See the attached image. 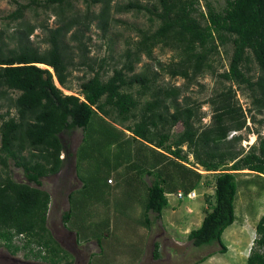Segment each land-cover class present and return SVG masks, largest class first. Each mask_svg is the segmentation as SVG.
I'll list each match as a JSON object with an SVG mask.
<instances>
[{
  "label": "trees",
  "instance_id": "obj_1",
  "mask_svg": "<svg viewBox=\"0 0 264 264\" xmlns=\"http://www.w3.org/2000/svg\"><path fill=\"white\" fill-rule=\"evenodd\" d=\"M77 1L86 4L84 12L74 10L73 3ZM112 1L44 0L39 4V0L26 3L12 0L16 8L7 18L19 19L18 25L11 33L0 28V107L6 106L0 114V246L12 253L26 250V256L51 264L69 262L67 251L47 227L50 194L40 186L43 177L56 174L62 167L61 154L71 155L61 134L86 128L96 115L113 116L123 124L121 132L129 131L132 140L151 146L157 156L158 165L154 168L157 172L153 175L148 170L153 178L145 190L146 214L151 210L160 215L167 205L165 192L181 188L186 195L203 180L202 173L184 163H190L189 154L193 163L215 174L213 200H207L201 225L189 232L188 239L195 246L217 243L219 251L225 252L221 235L235 220L236 174L248 169L264 176V137L246 152L236 148L242 140L241 134L228 137L232 131L247 129L244 111L231 85L222 87L216 98L210 99L214 110L212 120L199 129L195 125L199 120V104H190L187 97L178 101L179 86L158 85L156 72L152 75L133 72L142 54L152 58L153 48L161 45L176 50L179 58L161 69L190 83L210 68L215 74L211 56L218 52V46L231 44L228 68L217 75L222 81L246 85L254 109L261 112L264 109V0H225L221 10H215L208 0H203L205 12L200 8L201 0H154L151 7L139 1L115 5ZM97 4L98 11H93L92 6ZM40 6L51 7L55 12L54 27L24 18L26 9L38 14ZM113 7L115 12L145 11L151 22L158 21L157 27L153 31L138 29L139 39L133 47L125 48L124 61L112 68L106 80L101 78V64L97 70L89 65L93 75L80 83L79 92L64 93L63 89L71 88L70 68L75 66L72 47L66 40L75 42V49L82 53L83 61L79 63L84 64L89 52L83 40L85 32L95 21L105 35L112 23L118 21L112 16ZM37 26L45 33L40 44H34L30 38ZM251 61L259 68L255 79L248 74ZM134 84L139 85L136 94L131 91ZM147 94L150 98L140 103V97ZM177 123L182 124L183 130L170 140L169 131ZM184 144L186 150L182 148ZM10 159L23 170L27 182L13 179ZM174 178L177 184L173 183ZM112 181L110 177L106 179V183ZM71 195L72 192L68 195L69 203ZM70 214L68 207L62 213L64 223L69 221ZM255 233L246 264H264V214L255 224ZM152 256H159L157 242Z\"/></svg>",
  "mask_w": 264,
  "mask_h": 264
},
{
  "label": "rangeland",
  "instance_id": "obj_2",
  "mask_svg": "<svg viewBox=\"0 0 264 264\" xmlns=\"http://www.w3.org/2000/svg\"><path fill=\"white\" fill-rule=\"evenodd\" d=\"M18 1L26 3L30 0ZM39 1V4H41L44 0ZM128 1H139L149 7L154 3V0H113L112 5L116 3L124 4ZM208 2L215 10H221L225 5V0H208ZM73 5L74 10L80 13L86 10V4L82 1L74 2ZM15 8L16 4L12 0H0V28L4 27L7 33H11L19 22V19L10 20L7 18L8 14ZM200 8L204 12L206 11L203 0L200 1ZM98 9L99 4L92 6L93 11H98ZM37 12L38 14H35L33 10L26 9L24 18L32 23H44L49 27L56 25V15L51 7L42 8L40 6ZM111 13L113 18L118 21L112 23L105 35H102L98 30L95 21L92 22L90 29L85 32L83 40L86 42L89 52L86 53L84 64L79 63L81 60L83 61L81 50L75 49L74 41L66 40L72 47L71 53L75 66L70 68L69 85L71 88L63 89L64 93L77 94L79 92L80 83L93 75L89 65L97 70L100 69L101 64L103 67L101 78L106 80L112 74V68L119 67L124 61L122 53L125 48L133 47L134 42L139 39L138 29L153 31L158 24V21L151 22L149 13L145 11L115 12L113 7ZM44 34V30L37 26L30 38L34 44H40ZM68 36L69 34L66 39H68ZM231 51V44L218 46V52L210 58V63L216 73H212L210 68L190 83L182 76L172 77L161 69V67L168 66L179 59L176 50L161 45L153 48L152 58L142 54L140 61L135 64L133 73L152 75L156 72L158 74L156 79L158 85L179 86L181 92L178 101L182 102L187 97L190 104H199L197 111L199 120L195 122L199 129L205 127L212 120L214 110L210 99L216 98V93L222 87L231 85L235 91V99L244 111L247 129L244 128L237 132L232 131L228 137L233 134H241L242 140L236 148L241 147L246 152L250 146H257L260 138L264 137V109L259 113L256 112L251 91L246 85L222 81L217 75V73L228 68ZM249 65L248 74L252 79H255L259 74V68L255 61H251ZM137 89H139V85L134 84L131 91L136 94ZM149 98L148 94L140 97V103ZM140 107L141 105L138 106L137 111L140 110ZM5 109L6 106L0 107V114ZM115 120L113 116L99 117L94 115L86 128H76L69 133H62L61 137L64 141H67L68 151L71 155L61 154L60 157H64L62 167L56 174L43 177L40 188L47 190L50 194L47 227L62 246L69 248L73 245L72 237H68V241L64 242L62 233L59 231L62 228L61 215L70 207V219L64 224L65 229L72 230L80 236L85 233V235L95 239L109 242L112 246L102 249L103 253L100 256L103 259L106 256L108 262L139 264L138 262L134 263V261L143 253V247L140 245L137 247L138 241L142 242L143 239L136 235L137 233L130 237V231L135 230L138 226V224L134 225L137 221L136 217L141 214L136 212L139 211L137 203L140 201L138 198L141 195H146L143 189L144 182H147L149 177V169L153 171L154 175L156 171L154 168L158 165L156 164L157 156L154 155L151 146H147L143 141L132 140L130 135L126 134L127 131L121 132L120 129L123 128V124ZM130 122L127 121V123ZM182 130L181 123L174 125L169 131L170 140H173ZM182 148L186 150V144ZM9 161V171L13 179L19 182H27L23 170L13 165L11 159ZM188 161L190 163H184L202 173L203 184L195 187L194 190L197 196L193 198H188L186 195L179 198L176 194H167L168 206L163 208L161 212V221L154 220L151 240L157 238L162 242L163 237H156L161 231L160 225L168 235L174 236L176 239L184 238L186 235L183 234L181 229L185 226V223L187 224V221L191 222L189 220L190 214L187 212L188 207H196L195 210H200V204L207 205V200H213L215 174L207 172L200 165L193 163L194 159L191 154L188 155ZM108 177L115 180L113 186L115 191L113 193L109 192V185L106 183ZM205 180L207 183H205ZM79 181H81L82 186H80ZM236 181L238 192L234 201V212L236 220L244 219L243 223L246 225V231L240 232L238 221H234L223 231L221 238L225 245L230 242L238 248L247 247L249 249L248 247L253 246L251 239L254 237L255 224L259 217L264 214V176L243 169L236 174ZM173 183L177 184L176 178H174ZM71 190H73L71 200L68 203L67 194ZM173 207L177 211L172 215L170 209ZM151 213V216L155 215L153 212ZM203 214L202 212L199 213V222H201ZM178 215L185 216L184 223H179L178 220L171 222V217L174 220ZM198 226L199 223L198 225H192L190 229ZM106 233H108L107 238L105 237ZM140 233L142 234L143 230ZM130 240L133 247L127 253L121 245L123 246L125 242L130 243ZM249 242L252 243L251 246ZM189 244L171 246L172 254H168L170 247L168 245L164 246L162 249L163 255L168 254L173 259L171 262L164 261V264H189L203 256L205 252L210 253L220 249V245L217 243L200 247L190 246ZM80 248L83 250L82 247ZM122 250L123 252H121ZM25 252L26 250L21 249L17 253H12L6 247L0 246V264H51L29 254L26 256ZM215 254L214 259L207 258L197 264H246V260L242 258L236 260L235 258H228V254L225 253L216 252ZM121 256L126 258L122 260ZM83 257L86 259L85 255ZM152 258L151 245L149 244L146 259L143 260L142 264H150Z\"/></svg>",
  "mask_w": 264,
  "mask_h": 264
},
{
  "label": "crops",
  "instance_id": "obj_3",
  "mask_svg": "<svg viewBox=\"0 0 264 264\" xmlns=\"http://www.w3.org/2000/svg\"><path fill=\"white\" fill-rule=\"evenodd\" d=\"M127 130H125L126 132ZM129 132V131H127ZM126 134H130L127 133ZM151 177V178H150ZM153 177L149 175L148 179H147V182H144L145 183V186L143 187L144 190H146V186H149L151 184V179ZM79 180V178H77ZM81 183V181H79ZM109 185V192L110 193H113L115 191V189L113 190V186L115 184V180L113 179L112 183H107ZM203 184V181L201 180L199 182V185H202ZM82 186V183L81 185ZM79 186V187H80ZM78 188V187H77ZM75 188V189H77ZM73 189V190H75ZM71 190L68 194H67V200L69 199V194L73 191ZM195 192V190H192ZM178 192H181L180 189H178L177 191H167L165 192V195H166V198H167V194L168 195H177ZM112 197L113 195L110 194ZM196 192H195V196L196 197ZM111 197V198H112ZM145 195H141L138 199H139V203H137V206H138V209L139 211L137 210L136 212H139L141 213L139 215V217H136L137 218V221L134 225L138 224V226L136 227L135 230L133 231H130L131 234H130V237H132V235L134 233H137L136 235L140 236L143 240L142 242H139L138 241V244H137V247L140 245L143 247V253L138 256V258L135 259L134 263H139V264H142L144 261V259H146V255L148 253V247H149V244L151 245V257H152V252H153V247H154V243L157 242L158 243V253H159V256L157 258H152V262H150V264H164V261H168V262H171L173 259L172 257H169L168 254H172V249H171V246H174V245H182V244H189L190 246H195L192 244V241L190 239H188V234L189 232L192 230V229H196L198 228L200 225H201V222H199V219H200V215L199 213L202 212L204 213L203 214V217L205 215V209L207 207V205H204V203L201 205L200 204V210H195V208H191V207H188V213L190 214L189 215V220H191V222H188L187 221V224L185 223V226L182 227V231H183V234H185L186 236H184V238L182 237V239H176L174 236H171V235H168V233L163 229L162 225H160V228H161V231L158 235H156V237H163L162 239V243L161 241H159L160 239H155V240H151L152 239V226L154 225V220L156 221V219L160 220L161 219V213L160 215H158L156 212H153V211H148L147 214L145 213V209H144V204H145ZM178 197V196H177ZM189 198V197H188ZM193 198V197H192ZM68 203H69V200H68ZM168 206V199H167V205L165 207ZM202 206V207H201ZM164 207V208H165ZM202 209V210H201ZM163 210V209H162ZM171 210V214L173 215L177 210L174 209V207ZM151 212H153L155 215L154 216H151ZM162 212V211H161ZM146 215V216H145ZM62 216V215H61ZM146 217L149 221H146ZM184 218L185 216L183 217L182 215H178V217L176 216V218L173 220V217H171V222H175L176 220H178L179 223H184ZM260 218V217H259ZM203 219V218H202ZM124 221H127V220H124ZM161 221V220H160ZM159 221V222H160ZM234 221H238V226H239V231L240 232H244L246 231V225L245 223H243L244 219H239V220H236V216H235V220ZM233 221V222H234ZM199 223V226L196 227V228H192V225H198ZM66 223H64L62 221V228L59 229L60 233H62V239L63 241L65 242L68 237H72V242H73V245L72 247L69 246V248H65L64 246H62V244L55 238V236L52 234L51 230V234L52 236L54 237V239L58 242V244L64 249L67 251L68 255H69V262L67 263H64V264H116L115 262H108L106 260V256L104 257V259L101 256V254L103 253L102 252V249H104L106 247L107 248H110V246H112L109 242H106V240L104 241H101V240H98V239H95L94 237H91L89 235H84L81 234V236L77 233H74L72 230L71 231H68L67 229H65V225ZM161 224V223H160ZM230 226V225H229ZM143 230V233L141 234L140 231ZM223 233V232H222ZM222 236V235H221ZM255 231H254V237L251 239V241L254 240L255 238ZM106 238L108 237V233H106ZM222 240V238H221ZM68 241V240H67ZM223 242V241H222ZM168 243V244H166ZM224 244V243H223ZM250 246H251V242H249ZM121 245V244H120ZM169 246L170 248V251H168V254H166L165 256L163 255V248L164 246ZM225 245V244H224ZM226 246V251L225 252H220L219 250H216L215 252H205L203 254V256H200L198 259H196L195 261L193 262H190L189 264H197V263H200L202 261H204L205 259L209 258V259H214V255H216L215 253L216 252H220V253H225V254H228V258H235L236 260H239V259H243V260H247V257H248V254L250 252V249L251 247H248L249 249H247V247H243V248H238L237 246H235L234 244L230 243L225 245ZM82 247L83 250L80 248ZM121 247L128 253V250L131 249L133 247L132 245V242L130 240V243L128 242H125L123 243V246L121 245ZM136 247V249H137ZM195 247H200V246H195ZM196 251V250H195ZM229 251V253H227ZM123 252V250L121 251ZM97 253V254H95ZM86 256V259L83 257V256ZM72 260H71V259ZM122 260L125 259L126 257L124 256H121L120 257ZM190 258V257H189ZM138 260V261H137Z\"/></svg>",
  "mask_w": 264,
  "mask_h": 264
},
{
  "label": "built area",
  "instance_id": "obj_4",
  "mask_svg": "<svg viewBox=\"0 0 264 264\" xmlns=\"http://www.w3.org/2000/svg\"><path fill=\"white\" fill-rule=\"evenodd\" d=\"M107 181H108V182H111V179H108ZM177 196H178L179 198H181V197L183 196L182 192H178V193H177ZM194 196H195V192H194V191H191V192H189V193L186 194V197H189V198H192V197H194Z\"/></svg>",
  "mask_w": 264,
  "mask_h": 264
}]
</instances>
